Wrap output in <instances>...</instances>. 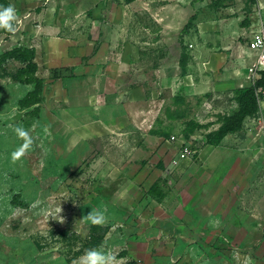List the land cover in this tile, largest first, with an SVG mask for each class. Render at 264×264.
<instances>
[{
	"label": "rangeland",
	"instance_id": "obj_1",
	"mask_svg": "<svg viewBox=\"0 0 264 264\" xmlns=\"http://www.w3.org/2000/svg\"><path fill=\"white\" fill-rule=\"evenodd\" d=\"M223 1L0 0L17 29H0V264H80L92 248L117 264H264V104L207 138L264 71L248 47L264 0ZM193 13L217 19L207 44L183 32ZM95 41L104 70L84 68ZM21 128L32 143L13 160Z\"/></svg>",
	"mask_w": 264,
	"mask_h": 264
},
{
	"label": "trees",
	"instance_id": "obj_2",
	"mask_svg": "<svg viewBox=\"0 0 264 264\" xmlns=\"http://www.w3.org/2000/svg\"><path fill=\"white\" fill-rule=\"evenodd\" d=\"M217 5H221L224 3L223 0H215ZM195 19V15H191L188 21L185 23L183 27V32H187L191 26L192 21ZM12 56L19 59L21 62H27L29 65L28 69H24L28 72H35L37 70V64L35 61L32 60V56L34 55L33 51H29L24 48H16L11 52ZM27 54V56H26ZM31 56V60L29 59V55ZM258 86H264V71L261 72V77L255 82L254 85L246 86L243 88H239L236 93V102H237V109L229 115L225 122L221 126L218 127L217 130L210 132L207 134L208 141L212 140L215 143H218L226 134L232 133L237 131L242 123L243 120L257 112L258 110V102L256 97V88ZM40 99L38 96H33V93H27L26 96L20 101L22 106H29L32 103L39 102Z\"/></svg>",
	"mask_w": 264,
	"mask_h": 264
},
{
	"label": "clouds",
	"instance_id": "obj_3",
	"mask_svg": "<svg viewBox=\"0 0 264 264\" xmlns=\"http://www.w3.org/2000/svg\"><path fill=\"white\" fill-rule=\"evenodd\" d=\"M15 20L16 9L14 6L8 5L7 7H0V29L8 32H15L17 30L14 23ZM18 135L23 138L24 142L11 153V158L13 160H17L23 156L32 143L31 137L26 130L22 128L18 129ZM60 211L61 208L54 213L49 212V216H52L53 218L60 217L57 215ZM88 216L91 218L92 223L104 222V215L100 212H90ZM80 264H117V254L97 248L88 249L80 257Z\"/></svg>",
	"mask_w": 264,
	"mask_h": 264
},
{
	"label": "crops",
	"instance_id": "obj_4",
	"mask_svg": "<svg viewBox=\"0 0 264 264\" xmlns=\"http://www.w3.org/2000/svg\"><path fill=\"white\" fill-rule=\"evenodd\" d=\"M226 7H229V6H227L226 5ZM226 7H223V8H226ZM191 15H196L195 13H193V14H191ZM197 18V17H196ZM189 19V18H188ZM216 17L215 16H210V17H207L205 20H203V19H201V18H197V20H196V22L194 23V25L192 24V27L194 26V30L196 31V35H197V33H198V35H199V32H201V33H203L204 34V32L205 31H207V34L209 35H207L208 36V39L205 37V38H203V42H206V44H207V42L209 41V38L210 39H212L210 36H212L213 34H215V33H212V31H214L213 29H214V27H215V24H216ZM188 21V20H187ZM194 22V20L192 21V23ZM191 27V28H192ZM190 42H192V41H190ZM214 43L215 44H217V42H215L214 41ZM214 43H212V44H210V42L208 43V47H207V55L209 56L208 57V59L207 60H210V62H213V60L214 59H216V57H217V55L216 54H219L218 52H215L214 51V49H213V45H214ZM99 41H95L94 42V47H93V55L91 56L92 57V59H95L94 61H93V63L90 61V63H88L87 61H86V63H88L87 65H85V67L84 68H87L88 70L89 69H93V68H95V69H98V68H100V69H102V70H104V69H106V63H103L102 62V60H101V58H102V54H100V53H102V46H103V42H100V49L98 48L99 47ZM233 44V43H232ZM188 46H193V44L192 43H189V45ZM200 46L202 47V46H205V45H203V44H197V51H196V54L198 53V51L199 50H201L200 49ZM250 50V49H249ZM100 51V52H99ZM100 54V55H99ZM241 54V53H240ZM237 55H238V53H237ZM235 56H236V53H235ZM226 58H228V57H226ZM84 59H88V58H86V56L84 57V56H81V57H79V60H80V62H82V60H84ZM124 58H122V60H123ZM35 61V60H34ZM89 61V60H88ZM241 61V60H240ZM36 62V61H35ZM101 63V64H100ZM37 64V63H36ZM82 64V63H81ZM83 64H85V63H83ZM114 65V67L117 69L118 67L117 66H119L120 64H118L117 62H115L114 63V61H112V63H111V66H113ZM38 66V65H37ZM111 75H113L112 73H111ZM114 75H116V74H114ZM232 76V75H231ZM230 76V80H229V82H234V83H236V81H237V78H234V77H231ZM186 77H189L188 75L186 76ZM191 77V76H190ZM189 79H191V78H189ZM252 85V84H251ZM251 85H247V86H251ZM243 88V87H242ZM88 114H85L84 116H87ZM89 115H91V114H89ZM91 118H92V115H91Z\"/></svg>",
	"mask_w": 264,
	"mask_h": 264
},
{
	"label": "built area",
	"instance_id": "obj_5",
	"mask_svg": "<svg viewBox=\"0 0 264 264\" xmlns=\"http://www.w3.org/2000/svg\"><path fill=\"white\" fill-rule=\"evenodd\" d=\"M248 47L250 50H255V51L264 50V33L261 30H256V31L252 32L250 39H249ZM260 59H259V61H260ZM252 69L253 68H251V70ZM252 74H253L252 85H254L255 82L259 79L256 77L255 68L253 69ZM255 92H256L258 106L260 104H264V86H258L256 88ZM262 131L264 134V124L262 125ZM172 138L175 140H178V137L176 138V136H172ZM184 141L185 140L182 139L181 144H180V155H181V157H186L189 153H191V149L187 145H185Z\"/></svg>",
	"mask_w": 264,
	"mask_h": 264
}]
</instances>
